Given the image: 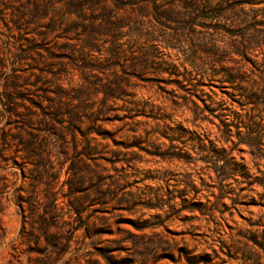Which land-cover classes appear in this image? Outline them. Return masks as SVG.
<instances>
[{
  "label": "rangeland",
  "instance_id": "rangeland-1",
  "mask_svg": "<svg viewBox=\"0 0 264 264\" xmlns=\"http://www.w3.org/2000/svg\"><path fill=\"white\" fill-rule=\"evenodd\" d=\"M106 13L112 35L94 20ZM53 73L75 89L93 81L92 112L115 85L77 133L106 158L83 156L84 175L100 165L114 193L82 203L88 236L50 259L43 238L20 243V173L0 146V264H264V0H0V132L21 125L12 108L25 136L48 132L31 101ZM88 180L77 198H95Z\"/></svg>",
  "mask_w": 264,
  "mask_h": 264
},
{
  "label": "trees",
  "instance_id": "trees-1",
  "mask_svg": "<svg viewBox=\"0 0 264 264\" xmlns=\"http://www.w3.org/2000/svg\"><path fill=\"white\" fill-rule=\"evenodd\" d=\"M78 1L71 0V2ZM33 4L36 12L43 7L38 3ZM85 7L81 4L76 7L75 15L81 20H86ZM42 16L44 14L36 18L39 19ZM160 16L167 18L163 14ZM96 19L101 21L99 25L105 27L107 35L115 33L120 26L118 17L110 13L94 17V20ZM30 22L32 23V21H27V23ZM52 28L54 26L50 27ZM118 52L117 50L109 51L105 54L107 57L105 60L118 58ZM8 54L10 57L15 56L10 51ZM85 55L84 58L87 56ZM18 57L23 59V55L19 54ZM55 74L53 73L51 78L43 81L46 87L40 89L41 95L38 96V101H31L33 107L40 109L42 114L40 121L48 132L41 135L28 133L29 136H25L24 127L27 123L29 124V119H25L24 114L15 108L7 110L8 124L21 123V125L14 124L13 134L10 131L11 128L0 132V146L2 150L12 149V160L18 166L20 173L18 175L15 171L17 182L11 187V199L18 207L21 218L18 233L20 243L35 244L43 238L47 242V254L50 259L53 255L56 257L66 251L68 243L76 234H81L83 237L88 236L89 233L83 231L86 225L82 222V203L109 199L114 193V183L104 181L106 177L103 174L106 170L100 165L91 168L89 164V167L87 166L91 174L89 180L93 182L95 198L91 199L90 193L83 199L76 197V194L81 192L80 186L86 184L88 180L81 164L83 156L92 162L106 160L101 151L97 150L98 144L92 143L91 139L85 140L84 143L77 142V133H81L79 126L82 118L80 115L89 114L87 119L93 123L95 114L101 113L102 108H105L103 102L114 96L115 85H101L102 103L92 112L86 100L89 87L94 85V82L88 78L80 84L81 90L75 89L72 82L61 81L56 78ZM50 86L53 90L48 88ZM6 99L8 104L14 105L13 96L8 95ZM45 107L48 111L44 110ZM64 118L67 120L65 121ZM83 134L82 132L81 135ZM62 209L65 210L58 214ZM51 227L55 229L50 231ZM69 228L70 234L66 235L65 230ZM260 248L264 253V243ZM75 262L74 264H78V258Z\"/></svg>",
  "mask_w": 264,
  "mask_h": 264
}]
</instances>
